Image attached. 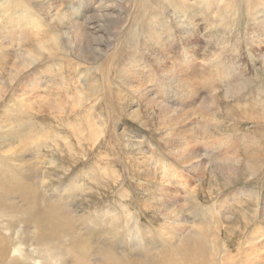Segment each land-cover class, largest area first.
<instances>
[{"label":"rangeland","instance_id":"1","mask_svg":"<svg viewBox=\"0 0 264 264\" xmlns=\"http://www.w3.org/2000/svg\"><path fill=\"white\" fill-rule=\"evenodd\" d=\"M3 190L0 264H264V0H0Z\"/></svg>","mask_w":264,"mask_h":264},{"label":"bare ground","instance_id":"2","mask_svg":"<svg viewBox=\"0 0 264 264\" xmlns=\"http://www.w3.org/2000/svg\"><path fill=\"white\" fill-rule=\"evenodd\" d=\"M263 5V4H262ZM72 11H77V10H75V8H73V10ZM73 20H75L74 18H72ZM67 21V20H66ZM70 21V20H69ZM182 51V50H181ZM192 56V55H191ZM182 57V56H181ZM192 58V57H191ZM190 58V59H191ZM182 59V58H181ZM172 61V60H171ZM182 61V60H181ZM189 61V60H188ZM187 62V61H186ZM185 62V63H186ZM222 64V63H221ZM173 65V64H172ZM180 65V64H179ZM187 65V64H186ZM192 65V64H191ZM185 66V65H184ZM231 67V66H230ZM173 68V67H172ZM237 70V69H236ZM184 72V71H183ZM175 73V72H174ZM235 73V72H234ZM232 74V73H231ZM177 75V74H176ZM182 76V75H181ZM177 77V76H176ZM171 79H173V81L172 82H177L178 83V81L179 80H175L174 79V77H172ZM180 79V78H179ZM159 84H161V81H157ZM171 82V83H172ZM202 82V81H201ZM171 83H170V85H169V87L168 88H171ZM200 83V82H199ZM182 84V83H181ZM137 85V84H136ZM186 86H191V84L189 83V84H186ZM201 86H202V84H201ZM179 87V86H178ZM161 88H163V85H162V87ZM186 88V87H185ZM202 88V87H201ZM178 89V88H177ZM187 89V88H186ZM196 89V88H195ZM189 90V89H188ZM170 91V90H169ZM191 91V90H190ZM196 91V90H195ZM209 91V90H208ZM197 92V91H196ZM195 92V93H196ZM186 93V92H185ZM195 93H194V95H195ZM198 93V92H197ZM148 94V93H147ZM172 96V95H171ZM153 97V96H152ZM176 97V96H175ZM154 99H155V97H154ZM187 99V98H186ZM203 117V116H202ZM171 131V130H170ZM196 140V139H195ZM189 141V140H188ZM191 143V142H190ZM184 144V143H183ZM188 144V143H187ZM187 144H185V145H187ZM189 146V145H188ZM182 147V146H181ZM184 147V146H183ZM187 146H185L184 148H186ZM172 148V147H171ZM184 148H182V149H184ZM190 148V147H189ZM206 149V148H205ZM189 150V149H188ZM184 151H186L185 149H184ZM182 152V151H181ZM190 152V151H189ZM186 153V152H185ZM189 154V153H188ZM175 157V159L176 160H179L181 157H183V158H185L186 159V156L184 155V154H182V153H180V152H174V154H173ZM181 156V157H180ZM182 162H185L184 160L182 161ZM182 162H181V164H182ZM187 162V161H186ZM19 189V191H20V193L22 194V189H20V188H18ZM7 195V193H6V190H3L2 192H0V199H2L4 196H6ZM26 195V194H25ZM56 204V203H55ZM49 206V207H48ZM47 206V208H46V211L40 216L41 217V219H39V224H41L42 225V227L43 228H52V231L51 232H49L48 234H47V236H50L51 237V235H52V232L54 231V229H62V230H64V231H66L67 230V225H68V222L66 223V222H63L60 218L62 217H60L59 218V216H58V214L57 213H55V212H57V211H51V209L53 208L51 205H48ZM62 209H63V207H62ZM65 213V212H64ZM37 216H38V214H36L35 216H34V219L36 220V218H37ZM64 216V215H63ZM65 217H66V215H65ZM64 217V219H67V218H65ZM70 218V217H69ZM52 225H53V227H52ZM69 231V230H68ZM45 235V234H44ZM263 235V234H262ZM46 235H45V237H43V238H45V239H48V237H47ZM200 235L199 234H197V235H194V236H189V237H186L184 240H183V247H187V248H189V250L191 251V250H195L196 249V242L198 241V240H200ZM201 241V240H200ZM203 241V240H202ZM51 242V241H50ZM49 242V243H50ZM200 245H202V244H200ZM72 246H73V248H74V251H75V260H73V261H75L76 262V264H89L88 263V258H89V256H88V252H86V251H84L85 249L84 248H82V249H80V245H79V241L78 240H76V239H74L73 241H72ZM198 246V245H197ZM72 248V249H73ZM180 250H182L180 247H176L175 248V251H180ZM6 252H7V248L5 247V246H1L0 247V258H2L3 256H5V254H6ZM181 252V251H180ZM192 252H195V251H192ZM47 254V256H42L41 258H44V263L45 264H49V258L51 259V260H54L55 261V259L54 258H58L59 256L58 255H56V254H54V253H51V252H48V253H46ZM65 254V252H62V253H60V256H63ZM71 256H72V254H70ZM69 255V256H70ZM100 255L102 256V258H103V260H104V262L105 263H107V264H126L124 261H123V258L122 257H124V258H126L125 256H123V255H121L122 257H120V256H117L116 254H115V252L113 251V248L112 247H110V246H102L101 248H100ZM71 259V258H70ZM126 262H127V260H126ZM16 264H18V263H16Z\"/></svg>","mask_w":264,"mask_h":264}]
</instances>
